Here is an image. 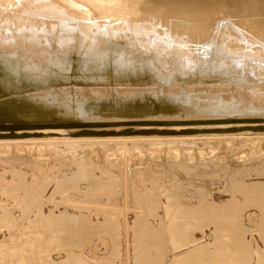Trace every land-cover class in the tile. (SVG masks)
<instances>
[{
  "label": "bare ground",
  "instance_id": "obj_1",
  "mask_svg": "<svg viewBox=\"0 0 264 264\" xmlns=\"http://www.w3.org/2000/svg\"><path fill=\"white\" fill-rule=\"evenodd\" d=\"M237 135H264V0H0V142Z\"/></svg>",
  "mask_w": 264,
  "mask_h": 264
},
{
  "label": "rangeland",
  "instance_id": "obj_2",
  "mask_svg": "<svg viewBox=\"0 0 264 264\" xmlns=\"http://www.w3.org/2000/svg\"><path fill=\"white\" fill-rule=\"evenodd\" d=\"M0 264H264V135L0 142Z\"/></svg>",
  "mask_w": 264,
  "mask_h": 264
}]
</instances>
